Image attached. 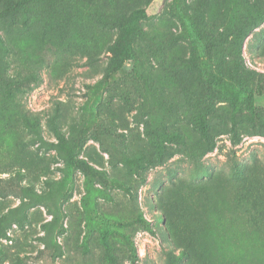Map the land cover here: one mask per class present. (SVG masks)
Instances as JSON below:
<instances>
[{
	"label": "rangeland",
	"instance_id": "374dc122",
	"mask_svg": "<svg viewBox=\"0 0 264 264\" xmlns=\"http://www.w3.org/2000/svg\"><path fill=\"white\" fill-rule=\"evenodd\" d=\"M0 35V264H264V0H29Z\"/></svg>",
	"mask_w": 264,
	"mask_h": 264
},
{
	"label": "trees",
	"instance_id": "16d2710c",
	"mask_svg": "<svg viewBox=\"0 0 264 264\" xmlns=\"http://www.w3.org/2000/svg\"><path fill=\"white\" fill-rule=\"evenodd\" d=\"M29 0H7L5 1V7L3 9H0V19H5L7 17H11L14 14L23 11L26 3ZM148 17L147 14V8L145 7H138L131 10L128 15L121 21L118 31L114 40V43L110 49V60L112 63L113 71L118 72L123 65L132 60L133 53H132V42L134 38L138 35H143V27H142V21L145 20ZM4 48V42L2 40V37L0 35V49L3 50ZM262 54H264V45H263ZM211 79L215 83H221V80L217 77L211 76ZM1 83L6 88L7 95L10 96L9 89H10V81L7 79H4L2 76H0ZM105 80H99L97 81L93 88L94 92L98 93L104 86ZM226 92L230 93V89H226ZM196 124L198 127V130L201 134V137L203 139H206L207 133H206V126L204 121L201 118H196ZM30 128L32 129V133L34 134L35 138L38 139V142L40 141V146L47 150H54L58 154L62 155L66 161L67 167H76V169L81 170H91L92 167H90L83 159H79L76 157L79 150L83 147L85 143V131L80 130L77 134L71 136L68 141L65 139L61 133L54 128L53 132L56 137V142H51L45 140L43 137H41V134L39 133V128L37 124L31 123ZM213 148L209 145H207V151H211ZM141 224L144 225V221L140 219L139 221ZM145 230L151 234L152 230L144 225ZM125 242L129 245L130 254L132 261L136 258V249L134 245L127 239H125Z\"/></svg>",
	"mask_w": 264,
	"mask_h": 264
}]
</instances>
